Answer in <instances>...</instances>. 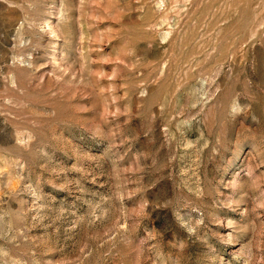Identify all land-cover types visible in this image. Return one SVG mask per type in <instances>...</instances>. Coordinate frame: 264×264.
<instances>
[{
  "label": "rangeland",
  "instance_id": "1",
  "mask_svg": "<svg viewBox=\"0 0 264 264\" xmlns=\"http://www.w3.org/2000/svg\"><path fill=\"white\" fill-rule=\"evenodd\" d=\"M0 264H264V0H0Z\"/></svg>",
  "mask_w": 264,
  "mask_h": 264
}]
</instances>
